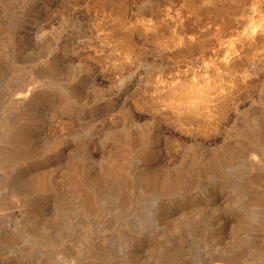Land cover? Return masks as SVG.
Segmentation results:
<instances>
[{"label":"rangeland","instance_id":"rangeland-1","mask_svg":"<svg viewBox=\"0 0 264 264\" xmlns=\"http://www.w3.org/2000/svg\"><path fill=\"white\" fill-rule=\"evenodd\" d=\"M0 264H264V0H0Z\"/></svg>","mask_w":264,"mask_h":264}]
</instances>
